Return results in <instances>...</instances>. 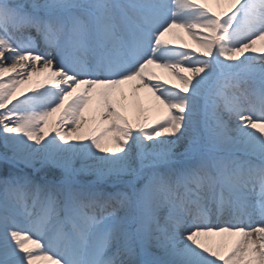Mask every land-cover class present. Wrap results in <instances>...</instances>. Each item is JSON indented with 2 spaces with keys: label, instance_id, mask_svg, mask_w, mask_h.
Returning a JSON list of instances; mask_svg holds the SVG:
<instances>
[{
  "label": "snow or ice",
  "instance_id": "6c2138e0",
  "mask_svg": "<svg viewBox=\"0 0 264 264\" xmlns=\"http://www.w3.org/2000/svg\"><path fill=\"white\" fill-rule=\"evenodd\" d=\"M0 144V264H264V0H0Z\"/></svg>",
  "mask_w": 264,
  "mask_h": 264
},
{
  "label": "bare ground",
  "instance_id": "6f19581e",
  "mask_svg": "<svg viewBox=\"0 0 264 264\" xmlns=\"http://www.w3.org/2000/svg\"><path fill=\"white\" fill-rule=\"evenodd\" d=\"M184 42H186L191 48H197V44L196 42L191 38L189 37L187 34H184ZM177 44H179V42H177ZM257 47H259V44L257 45ZM155 71L161 75L164 79H167L169 81V86L171 84H179V81L176 80L174 77H172L170 75V73H168L167 71L165 70H162V69H155ZM43 73H41L39 76L37 75H33L31 79H28L27 77H25L24 79L26 80V83L25 84H22L20 85V89L21 91H24L25 92V95H30L31 92L28 91L29 89H36L37 91H41L43 89H40V88H37V81L38 80H42L43 78ZM44 87H50V85H47L45 84ZM126 88V91H130V87L129 86H125ZM21 99H23V97H20ZM140 101H141V104L142 106L145 108V109H148L151 107L152 103H154V98L151 97V94L147 92V90H141L140 91ZM134 112H135V109H129V112H128V115L130 117V120L133 124V128L135 129L136 127V124H137V120L134 116ZM152 119H156L158 118L159 116L163 115V110L161 111H152L150 113H148ZM58 115L57 114H54V116L52 118H50V123L47 127L51 128V121L54 120L56 118V116ZM86 116H91V112H88L86 111L85 113ZM54 133L52 132H49V136L46 137V139H49ZM29 143H34L32 141H29ZM69 143H73V141H70ZM106 146H112L111 144H106ZM3 145L0 144V151L1 153L4 152L3 150ZM104 155H112V153H106ZM259 217H256V221H259ZM216 239V238H214Z\"/></svg>",
  "mask_w": 264,
  "mask_h": 264
},
{
  "label": "rangeland",
  "instance_id": "374dc122",
  "mask_svg": "<svg viewBox=\"0 0 264 264\" xmlns=\"http://www.w3.org/2000/svg\"><path fill=\"white\" fill-rule=\"evenodd\" d=\"M4 150V149H3ZM0 154H3V153H1V151H0ZM8 166L7 165H5V164H3V162H0V168H7Z\"/></svg>",
  "mask_w": 264,
  "mask_h": 264
}]
</instances>
